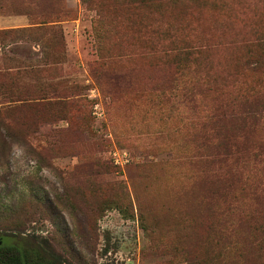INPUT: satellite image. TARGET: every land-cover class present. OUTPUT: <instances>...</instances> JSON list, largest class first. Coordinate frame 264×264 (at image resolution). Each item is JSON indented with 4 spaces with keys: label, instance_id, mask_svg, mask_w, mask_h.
I'll list each match as a JSON object with an SVG mask.
<instances>
[{
    "label": "rangeland",
    "instance_id": "rangeland-1",
    "mask_svg": "<svg viewBox=\"0 0 264 264\" xmlns=\"http://www.w3.org/2000/svg\"><path fill=\"white\" fill-rule=\"evenodd\" d=\"M261 38L264 0H0V237L58 264H264Z\"/></svg>",
    "mask_w": 264,
    "mask_h": 264
},
{
    "label": "trees",
    "instance_id": "trees-1",
    "mask_svg": "<svg viewBox=\"0 0 264 264\" xmlns=\"http://www.w3.org/2000/svg\"><path fill=\"white\" fill-rule=\"evenodd\" d=\"M43 17H45V19H43L42 23H48L51 21V18L46 16V14H44ZM155 33L159 37L168 36L171 38L170 31L162 29L161 27H158ZM254 46L264 52V38L256 41ZM202 50V47H187L186 49H180L173 53L177 57L186 58V60L193 58L200 59L203 55ZM9 113L10 109L0 111V136L12 137L14 135V121L13 119H10ZM255 116L257 117L258 115ZM228 152L229 151H226L224 153L228 154ZM221 189L222 188H220L219 192ZM49 257L50 256L42 249V247L37 246L34 243H31V246H28L19 241L4 239L3 244L0 245V264H58L57 260H52Z\"/></svg>",
    "mask_w": 264,
    "mask_h": 264
},
{
    "label": "water",
    "instance_id": "water-1",
    "mask_svg": "<svg viewBox=\"0 0 264 264\" xmlns=\"http://www.w3.org/2000/svg\"><path fill=\"white\" fill-rule=\"evenodd\" d=\"M3 240H4V238H2V240L0 239V244H2V243H3Z\"/></svg>",
    "mask_w": 264,
    "mask_h": 264
},
{
    "label": "flooded vegetation",
    "instance_id": "flooded-vegetation-1",
    "mask_svg": "<svg viewBox=\"0 0 264 264\" xmlns=\"http://www.w3.org/2000/svg\"><path fill=\"white\" fill-rule=\"evenodd\" d=\"M0 239L2 240V237H0ZM3 244V243H2ZM1 245V244H0ZM7 260V259H6Z\"/></svg>",
    "mask_w": 264,
    "mask_h": 264
}]
</instances>
